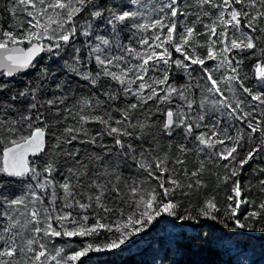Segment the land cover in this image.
Segmentation results:
<instances>
[{"label": "snow or ice", "instance_id": "6c2138e0", "mask_svg": "<svg viewBox=\"0 0 264 264\" xmlns=\"http://www.w3.org/2000/svg\"><path fill=\"white\" fill-rule=\"evenodd\" d=\"M262 154L264 0L0 5V264H84L164 217L264 234Z\"/></svg>", "mask_w": 264, "mask_h": 264}, {"label": "trees", "instance_id": "16d2710c", "mask_svg": "<svg viewBox=\"0 0 264 264\" xmlns=\"http://www.w3.org/2000/svg\"><path fill=\"white\" fill-rule=\"evenodd\" d=\"M7 0H0V5ZM251 63L245 67V72L251 75ZM251 85V81H249ZM258 143V141H257ZM264 155V154H262ZM247 171L244 179L256 183V175L253 169L264 167V159L257 156L252 162L251 168L245 166ZM131 174V173H126ZM154 183V182H153ZM198 195H216L217 201L223 203L225 191L214 187V182L210 181L207 189H202ZM250 196L258 198L257 188L254 186ZM169 218L164 217L146 234H142L139 241L123 250L111 252L91 253L88 257L82 258L84 264H153L154 259L159 264L158 256L163 252L157 251V245L167 251L168 259L164 264H264V234L246 230L230 231L224 229L222 225L215 221L201 219L199 224L192 221L179 222L177 227L166 226L164 221ZM183 223V227L179 225ZM166 232L182 234L185 238L202 237L203 239H193L195 247L186 246L179 253L169 251L167 245L160 242V238ZM231 239V245L226 242ZM74 242H79L73 238ZM60 243V241H57Z\"/></svg>", "mask_w": 264, "mask_h": 264}, {"label": "rangeland", "instance_id": "374dc122", "mask_svg": "<svg viewBox=\"0 0 264 264\" xmlns=\"http://www.w3.org/2000/svg\"><path fill=\"white\" fill-rule=\"evenodd\" d=\"M256 233V232H255Z\"/></svg>", "mask_w": 264, "mask_h": 264}]
</instances>
